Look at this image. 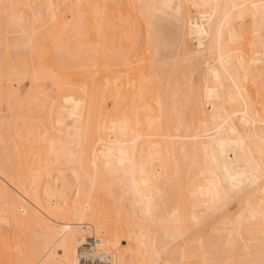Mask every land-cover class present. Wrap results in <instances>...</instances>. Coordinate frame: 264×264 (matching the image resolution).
Returning a JSON list of instances; mask_svg holds the SVG:
<instances>
[{
    "label": "bare ground",
    "instance_id": "bare-ground-1",
    "mask_svg": "<svg viewBox=\"0 0 264 264\" xmlns=\"http://www.w3.org/2000/svg\"><path fill=\"white\" fill-rule=\"evenodd\" d=\"M0 264H264V0H0Z\"/></svg>",
    "mask_w": 264,
    "mask_h": 264
},
{
    "label": "rangeland",
    "instance_id": "rangeland-1",
    "mask_svg": "<svg viewBox=\"0 0 264 264\" xmlns=\"http://www.w3.org/2000/svg\"><path fill=\"white\" fill-rule=\"evenodd\" d=\"M180 240H181V238L178 239L174 244L178 246L181 243ZM122 244H124V243H122Z\"/></svg>",
    "mask_w": 264,
    "mask_h": 264
}]
</instances>
